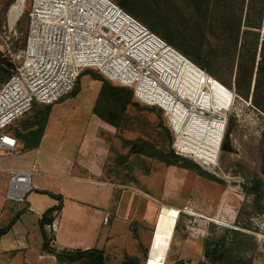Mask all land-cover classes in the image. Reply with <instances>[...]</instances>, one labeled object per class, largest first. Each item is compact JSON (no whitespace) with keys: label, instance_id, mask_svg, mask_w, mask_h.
Masks as SVG:
<instances>
[{"label":"rangeland","instance_id":"374dc122","mask_svg":"<svg viewBox=\"0 0 264 264\" xmlns=\"http://www.w3.org/2000/svg\"><path fill=\"white\" fill-rule=\"evenodd\" d=\"M114 1L118 2V0ZM16 2V0H0V77L6 80L12 68L8 52H15L23 45L29 18L30 0H24L23 12L19 20L13 25L10 24L9 10ZM150 2L164 9L172 21L181 25V31L188 37H199L201 33L213 41L226 43L235 40L238 36L236 54L243 50L240 43L242 29L238 35L235 30L236 25L240 21L242 28H245L246 13L250 4L256 3L259 8L263 3L264 8V0H224V3L218 0H150ZM260 23L262 39L264 14ZM154 32L167 41L161 34ZM186 44L187 50L194 53V41L191 40ZM228 51L235 54L232 46ZM259 52L260 47L258 58ZM191 62L185 63L180 79L188 86L187 98L194 105H202L206 110L211 107L221 118H207L194 113L186 118V109L177 103L175 121L177 125H181L183 133L192 135L195 140H205L207 143L219 146L224 119L227 118L224 137L230 142V149L221 148L217 165L207 166L205 169L209 174L220 176L222 182L203 177L184 168L182 164L167 166L150 157L130 154L129 147L124 144V138L134 140L141 137L154 143L159 149L166 151L172 149L174 137L167 116L162 109L149 107L135 99L139 107L128 109L127 125L117 128L96 119L92 110L102 83L92 78L88 69L80 78L79 91L75 96L67 95L51 104L41 152L44 155L68 152L69 155L79 159L85 154L84 142H81L83 136L87 140L92 130L100 129L107 134V130L113 128L112 130L115 131L111 139L107 138L108 141L111 140V152L107 151L109 155H106L108 160H105L104 175L113 182L130 185L132 189L127 190L128 196L133 197L140 208L147 209L145 224L142 226L132 223L129 227L128 220L132 218V211L128 207L125 215L117 220L114 228L116 238L111 242L115 245L123 243V246L129 249L130 255L140 257L146 264H155L147 257H143L142 250L149 249L159 209L162 204H168L179 209L170 208V215L166 218L169 224L173 223L175 227L179 212L181 213L180 228L171 245L169 244L164 264H175L178 260L198 263L204 259L205 238L210 235L222 237L227 229L248 233L251 239L250 244H246L247 250L244 254L251 258L254 264H264V237L252 233L255 231L264 235V218H261L264 211L261 212L253 206V196L246 192L244 186L253 178L264 183V175L261 172L264 113L252 104L251 99L246 100L237 93V61L234 62L233 67V60L222 61L215 57L211 59L210 68L217 73L218 79L205 75L200 67ZM3 83L0 82V85ZM246 85L244 78L239 85L241 90H245ZM213 103L217 104V107H212ZM224 110L227 111L226 114ZM34 115L33 108L28 110L14 121L9 130L12 134L17 130H23L32 121ZM18 144L19 147L22 146L20 141ZM60 146L64 149L59 150ZM8 156V152L0 150L3 166L8 165L6 163L8 160L9 164L15 166L12 157ZM5 170L0 167V228L9 226L12 221L14 223L11 229L0 237V264H60L56 258L43 253L42 230L38 221L39 214L47 211V205L50 202L57 205L58 200L53 196L38 199L34 193L22 202L7 199L8 175ZM34 178L33 175L32 182ZM262 204L264 205V199ZM33 206L34 212L29 211L28 209ZM237 227L248 231L238 230ZM253 227L258 229L254 230ZM130 228L132 231H137V233L130 232L134 236L126 234ZM46 233L53 239L55 232L52 233L46 228ZM128 236L130 241H126ZM160 252L162 251L159 248L151 254L157 258L156 255ZM108 253L106 264H121L120 251L109 250ZM152 256L151 258L154 259Z\"/></svg>","mask_w":264,"mask_h":264},{"label":"built area","instance_id":"2783aa9c","mask_svg":"<svg viewBox=\"0 0 264 264\" xmlns=\"http://www.w3.org/2000/svg\"><path fill=\"white\" fill-rule=\"evenodd\" d=\"M176 50L114 0H30L25 41L17 51L8 52L11 74L0 85V150L13 152L18 146V139L7 129L10 124L34 104L51 105L70 95L79 75L93 69L114 84L130 88L140 103L164 111L173 133L175 153L204 167L217 165L227 118L216 158L211 160L192 149L181 125L175 121L174 111L161 102L165 97H173L171 104L176 101L185 108L186 118L191 113L207 118L221 117L202 105H194L186 96L177 98L162 78L158 64ZM5 172L8 175L6 198L24 201L32 191V176L37 167ZM109 217L106 213L104 224ZM57 226L54 218L46 228L54 233ZM252 233L264 237L255 231Z\"/></svg>","mask_w":264,"mask_h":264},{"label":"trees","instance_id":"16d2710c","mask_svg":"<svg viewBox=\"0 0 264 264\" xmlns=\"http://www.w3.org/2000/svg\"><path fill=\"white\" fill-rule=\"evenodd\" d=\"M218 1L224 3V0ZM117 4L125 11L142 21L148 28L161 34L169 43L174 45H172L173 47L176 49L178 48L177 50L179 53L182 54L187 61H192L193 64H196L201 70H205V75L217 78V73L210 68L211 59H214V57L222 61L233 60V67L234 62L237 61V93L246 100L251 99L252 104L264 113V41L260 38L259 30L261 28L260 21L264 14V8L262 7L263 3L259 8L255 5L256 3L250 4L246 13L244 29L242 28L243 25L240 24V21L236 25L235 30L237 34L242 29L240 43L243 48L242 52L240 51L237 54L236 46L239 43L238 36L235 40H230L226 43H223L222 41H213L209 39L207 35L201 33L199 34V37L191 38L181 31V25L172 21L164 9L158 8V5H154L150 0H118ZM191 40L194 41V53L188 51L186 48V43ZM231 46L234 48L235 54L228 51ZM259 47L260 52L258 58ZM243 51H245V53H243ZM87 71L92 78L97 79L102 83L99 95L92 110L93 114L117 128L127 125L129 121L127 116L128 109L130 107H139V103L136 102L134 98L133 91L130 88L114 84L103 74L100 72L98 73V71L95 73L93 69H88ZM84 72L85 70L79 75L75 88L70 95L75 96L78 93L80 78ZM244 78L247 85L245 90H241L239 85ZM5 80L6 79L0 77V82L3 83ZM212 107H217V104L213 103ZM32 108L35 110V115L32 121L29 122L27 124L28 126L24 127L23 130H17L16 133L13 134L18 141L22 143V150L34 149L40 145L51 105L41 106L34 104L31 109ZM209 111L215 112L211 107H209ZM226 113L227 111H225V114ZM12 124L7 127L10 133L12 132L9 128ZM230 124L231 121L228 124V129L230 128ZM123 141L124 144L129 147L130 154L150 157L167 166L182 164L184 168L194 171L203 177L216 182H222V179L219 178L220 176L218 177L216 174H209L205 171L206 167L201 166L191 158L175 153L172 149L168 151L159 149L154 143L141 137L134 140L124 138ZM261 172L264 175V151L261 154ZM244 186L246 192L253 196V206L263 212V181L253 178L252 181ZM51 195L58 200V204L47 209V211L41 215V219L39 220L43 238V253L54 256L60 264H77L80 262L84 264H106L107 258L102 249L94 247L85 250H69L57 249L51 245L52 238L47 235L46 226L54 221V212L60 209L62 203V197L60 195ZM180 213L181 212H179V216ZM179 216L173 231L171 243L180 228ZM13 223L14 221H12L9 226L0 228V237L11 229ZM250 239L251 237L248 233L231 229H227L225 235L222 237H217L215 235L207 236L203 243L204 259L196 264H254L252 259L244 254L247 250L245 248L246 244H250ZM142 251L143 257L146 258L148 249L144 248ZM122 264L146 263L136 255L127 254ZM175 264L193 263L186 260H178Z\"/></svg>","mask_w":264,"mask_h":264},{"label":"crops","instance_id":"0c3cea01","mask_svg":"<svg viewBox=\"0 0 264 264\" xmlns=\"http://www.w3.org/2000/svg\"><path fill=\"white\" fill-rule=\"evenodd\" d=\"M94 117L103 121L97 115H94ZM112 129L109 128L107 134L100 129L92 130L89 138L87 136V140L83 136L81 142H84L83 153L85 154H82V157L79 159L76 156L69 155L68 152L44 155L41 152L44 141L43 135L37 148L22 150V146H17L15 151L8 152L15 166L9 164V160L6 162L8 165L3 166L4 162L0 157V167L4 170L29 169L33 165L37 167V172L33 174L35 178L34 182H32V191L26 195L25 199L31 193H34L38 199H43L44 196H52L51 194L62 197L61 207L54 215L58 226L53 239H51L53 247L69 250H85L96 247L104 251L106 258H108L109 250H117L122 254L123 262L125 256L127 254L130 255L129 249L124 247L123 243L115 245L111 242L113 238H116L114 228L117 220L125 215L129 207L130 211H132L131 217L133 218L130 221L128 220L129 227L132 226V223L136 225L142 224L143 226L145 224L147 208H140L134 198L128 196L127 190L132 189L130 185L113 182L104 175L105 160H108V152H111V140L108 141L107 138L110 137L111 139L113 131H115ZM58 149L63 150L64 147L61 148L60 146ZM55 205V203L50 202L47 205V209ZM33 208L34 206L28 210L34 212ZM170 208L178 209V207L172 205L162 204L157 214L158 216L160 213V220L155 233L152 253L159 248L162 252L156 255L157 258L154 254H151V256H154V259L152 258L150 261L155 264L165 263L166 258L162 261V256H164L166 248L165 256H167L168 247L171 244L175 227L173 223L169 224L166 221V218L170 215ZM42 210H44L43 207ZM106 213H109L110 217L108 223L104 224L103 219ZM42 214H39L38 221L41 219ZM155 220L157 221V217ZM130 232L137 233V231H132L130 228L126 234L130 236ZM129 236L126 237V241H130ZM131 236L134 235L132 234ZM160 256L162 258H159ZM51 257L55 258L52 255Z\"/></svg>","mask_w":264,"mask_h":264},{"label":"bare ground","instance_id":"6f19581e","mask_svg":"<svg viewBox=\"0 0 264 264\" xmlns=\"http://www.w3.org/2000/svg\"><path fill=\"white\" fill-rule=\"evenodd\" d=\"M23 7H24V0H19V2H16L13 6H11L9 10V20H10L11 25L15 24V22L19 20L23 12ZM185 63H187L185 57L176 50V52H172L171 54H169V57L164 58V60L160 61V63L158 64L159 71L161 72L162 78L168 83L169 87H171V89L175 92V94L178 95L177 98H179L182 95L187 97L188 86L185 83H182L180 81L184 67H185ZM172 101H173V97L171 96H168V98L165 97L161 100L164 106L171 107L174 113L177 114V103L175 101L174 104L172 105L171 104ZM176 119L178 120L177 115H176ZM184 138L190 142L192 149L197 151L200 155H203L204 157L211 159V160L216 158V155H217L216 151L218 147L217 144L207 143L205 142V140L197 141L193 138L192 135H187V133H184ZM190 213H193V212H190ZM159 220H160V217H159ZM158 224H159V221H158ZM157 228H158V225H157ZM153 246L154 244H152L149 260L152 259L151 252L153 250ZM166 251H167V248L165 250L164 256H162L163 257L162 261L165 260Z\"/></svg>","mask_w":264,"mask_h":264},{"label":"water","instance_id":"95a60500","mask_svg":"<svg viewBox=\"0 0 264 264\" xmlns=\"http://www.w3.org/2000/svg\"><path fill=\"white\" fill-rule=\"evenodd\" d=\"M222 149L223 150H229L230 149V142L229 141L224 142L222 144ZM159 217H160V214L157 216V223L155 225V229L153 230V237H151V241H150V245H149V249H148V253H147V259L148 260H149V256H150V251H151V248H152V244L154 242V238H155V233H156V230H157V225H158Z\"/></svg>","mask_w":264,"mask_h":264},{"label":"flooded vegetation","instance_id":"af4514ba","mask_svg":"<svg viewBox=\"0 0 264 264\" xmlns=\"http://www.w3.org/2000/svg\"><path fill=\"white\" fill-rule=\"evenodd\" d=\"M226 141H228V140H227V138L224 137V139H223V143L226 142ZM223 143H222V144H223Z\"/></svg>","mask_w":264,"mask_h":264}]
</instances>
